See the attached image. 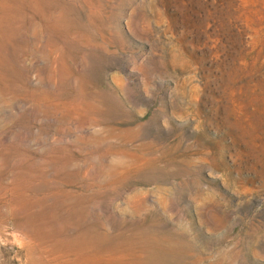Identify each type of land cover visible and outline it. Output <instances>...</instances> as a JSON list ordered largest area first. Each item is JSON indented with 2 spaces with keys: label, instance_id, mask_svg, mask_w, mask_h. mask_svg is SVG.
<instances>
[{
  "label": "rangeland",
  "instance_id": "rangeland-1",
  "mask_svg": "<svg viewBox=\"0 0 264 264\" xmlns=\"http://www.w3.org/2000/svg\"><path fill=\"white\" fill-rule=\"evenodd\" d=\"M0 264H264V0H0Z\"/></svg>",
  "mask_w": 264,
  "mask_h": 264
}]
</instances>
